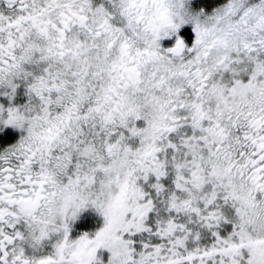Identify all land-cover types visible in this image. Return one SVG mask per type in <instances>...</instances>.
Listing matches in <instances>:
<instances>
[{"label":"snow or ice","instance_id":"1","mask_svg":"<svg viewBox=\"0 0 264 264\" xmlns=\"http://www.w3.org/2000/svg\"><path fill=\"white\" fill-rule=\"evenodd\" d=\"M0 264H264V0H0Z\"/></svg>","mask_w":264,"mask_h":264},{"label":"flooded vegetation","instance_id":"2","mask_svg":"<svg viewBox=\"0 0 264 264\" xmlns=\"http://www.w3.org/2000/svg\"><path fill=\"white\" fill-rule=\"evenodd\" d=\"M186 31L190 32V29H188ZM90 224H91V220L90 219H86V220L78 222L75 227L77 229H83V228H86V227L90 226Z\"/></svg>","mask_w":264,"mask_h":264},{"label":"trees","instance_id":"3","mask_svg":"<svg viewBox=\"0 0 264 264\" xmlns=\"http://www.w3.org/2000/svg\"><path fill=\"white\" fill-rule=\"evenodd\" d=\"M209 2H210V0H209ZM217 2H219V0H217Z\"/></svg>","mask_w":264,"mask_h":264}]
</instances>
